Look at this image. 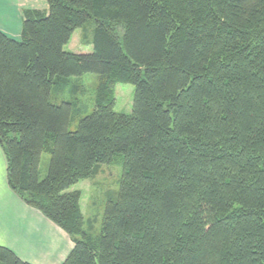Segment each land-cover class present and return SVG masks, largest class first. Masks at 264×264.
<instances>
[{"label": "trees", "instance_id": "1", "mask_svg": "<svg viewBox=\"0 0 264 264\" xmlns=\"http://www.w3.org/2000/svg\"><path fill=\"white\" fill-rule=\"evenodd\" d=\"M46 1L23 10L20 40L0 29V145L10 189L72 237L62 264H264V0ZM92 18L93 51H66ZM86 73L90 114L53 101ZM119 83L131 113L115 111ZM117 155L92 242L70 189ZM0 262L32 264L1 244Z\"/></svg>", "mask_w": 264, "mask_h": 264}, {"label": "rangeland", "instance_id": "2", "mask_svg": "<svg viewBox=\"0 0 264 264\" xmlns=\"http://www.w3.org/2000/svg\"><path fill=\"white\" fill-rule=\"evenodd\" d=\"M47 9L46 0H0V29L9 37L16 40L21 39L23 29L22 12L25 9ZM96 27L95 19H90L80 29L76 30L72 36L70 43L65 47L66 51L74 53H91L93 51L94 30ZM119 31L122 28L119 27ZM63 81V80H62ZM64 84H56L53 87V101L60 104L63 101L74 102L77 109L88 107L86 114H90L95 108V95L99 83V75L94 73H86L80 77H72ZM135 86L132 84L117 85L115 111L131 113L134 102ZM80 110V109H79ZM84 111V110H83ZM86 114L77 115L73 118L71 130L78 127L81 117ZM1 146V145H0ZM51 155L49 152L44 153L40 166V178L44 179L48 173L49 161ZM97 174L90 179L83 180L70 189V191H81V207L84 214V229L92 242H98L102 229L104 211L107 200L116 198L120 189V180L124 171V155H117L111 164L98 165ZM3 205H28L24 199L16 192L11 190L7 182V159L5 152L0 148V206ZM1 209V207H0ZM3 209V208H2ZM41 217L37 220L39 228L43 231L41 234L51 235L55 237L54 242H46L44 246L48 249L43 252L50 255L53 264H62L64 259L72 250L74 243L72 237L62 230L54 222L46 218L42 212L34 209ZM43 221H45L43 223ZM47 225H52L56 232L49 229ZM61 234L62 236H58ZM52 236V235H51ZM42 245V244H39ZM71 246L69 251L68 247ZM7 247H9L7 245ZM52 247L57 250L52 251ZM35 248H31V244H27L24 248L25 254L29 255L34 252ZM36 252V251H35ZM30 256V255H29ZM33 257V256H31ZM36 258V257H34ZM2 264V262H0Z\"/></svg>", "mask_w": 264, "mask_h": 264}, {"label": "crops", "instance_id": "3", "mask_svg": "<svg viewBox=\"0 0 264 264\" xmlns=\"http://www.w3.org/2000/svg\"><path fill=\"white\" fill-rule=\"evenodd\" d=\"M0 207V244L8 245L24 261L32 264H53L50 255L43 251H48L49 248L44 245L46 242L53 243L55 237L54 234L51 236L40 233L43 231L39 228L37 220H41V217L34 211L35 208L29 205H3ZM45 226L46 230L56 232L52 225L45 223ZM58 236L62 235L58 234ZM29 243L31 248H35L34 252L29 253L30 256L24 252V248ZM67 247L69 251L71 246ZM54 250L57 249L52 247V251Z\"/></svg>", "mask_w": 264, "mask_h": 264}]
</instances>
